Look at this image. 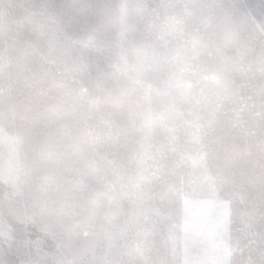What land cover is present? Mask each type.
<instances>
[{
    "label": "clouds",
    "instance_id": "obj_1",
    "mask_svg": "<svg viewBox=\"0 0 264 264\" xmlns=\"http://www.w3.org/2000/svg\"><path fill=\"white\" fill-rule=\"evenodd\" d=\"M3 6L15 24L0 39L5 90L38 153L76 160L101 201L135 190L141 163L180 139L225 125L264 136V0Z\"/></svg>",
    "mask_w": 264,
    "mask_h": 264
},
{
    "label": "rangeland",
    "instance_id": "obj_2",
    "mask_svg": "<svg viewBox=\"0 0 264 264\" xmlns=\"http://www.w3.org/2000/svg\"><path fill=\"white\" fill-rule=\"evenodd\" d=\"M0 0V39L15 30ZM0 69V199L14 200L26 191L55 198L63 214L62 238L80 264H123L144 244L149 211L172 194L176 175L194 167L228 176L259 177L264 171V136L244 126H222L207 140L180 139L143 161L136 188L119 190L110 201L88 193L91 177L64 156L37 151L38 139L20 118V98L6 91ZM121 162V161H117Z\"/></svg>",
    "mask_w": 264,
    "mask_h": 264
},
{
    "label": "snow or ice",
    "instance_id": "obj_3",
    "mask_svg": "<svg viewBox=\"0 0 264 264\" xmlns=\"http://www.w3.org/2000/svg\"><path fill=\"white\" fill-rule=\"evenodd\" d=\"M171 191L150 209L136 259L123 264H264V171L235 177L194 167ZM56 203L34 191L0 199V264H80Z\"/></svg>",
    "mask_w": 264,
    "mask_h": 264
}]
</instances>
